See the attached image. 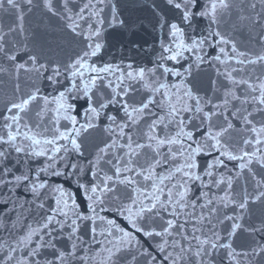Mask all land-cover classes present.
I'll return each mask as SVG.
<instances>
[{
    "label": "snow or ice",
    "instance_id": "obj_1",
    "mask_svg": "<svg viewBox=\"0 0 264 264\" xmlns=\"http://www.w3.org/2000/svg\"><path fill=\"white\" fill-rule=\"evenodd\" d=\"M0 264H264V0H0Z\"/></svg>",
    "mask_w": 264,
    "mask_h": 264
},
{
    "label": "water",
    "instance_id": "obj_2",
    "mask_svg": "<svg viewBox=\"0 0 264 264\" xmlns=\"http://www.w3.org/2000/svg\"><path fill=\"white\" fill-rule=\"evenodd\" d=\"M131 14L133 16L144 15V13H141L138 10H131ZM3 18L5 20L7 19L6 16L3 17ZM32 21H33V23H36V17H33L32 18ZM139 36L142 37V38H144V39H148L149 45H151L152 39H151V36L150 35H146V34H144V33L141 32L139 34ZM240 38L241 39H246V34L245 35H242ZM113 43H114V47H112V48L109 49L107 55L105 56V59H113V58L119 59V58L125 57V56H127V57H134V56H136V53L135 52H131V51L127 50V48L122 47L119 43H116L115 40L113 41ZM147 47H148V45L145 46V48H147ZM143 55H144L143 53L140 54V56H143ZM139 58L140 57H137V59H139ZM56 182H62V180H57Z\"/></svg>",
    "mask_w": 264,
    "mask_h": 264
}]
</instances>
